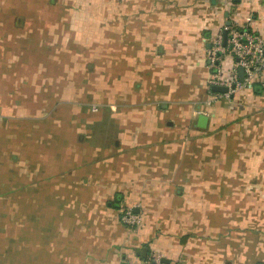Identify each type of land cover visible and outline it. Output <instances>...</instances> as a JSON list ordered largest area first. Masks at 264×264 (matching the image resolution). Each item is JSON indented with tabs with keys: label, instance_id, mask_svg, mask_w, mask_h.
Masks as SVG:
<instances>
[{
	"label": "crops",
	"instance_id": "crops-1",
	"mask_svg": "<svg viewBox=\"0 0 264 264\" xmlns=\"http://www.w3.org/2000/svg\"><path fill=\"white\" fill-rule=\"evenodd\" d=\"M228 22L264 36V0H0V264H264V81L209 84Z\"/></svg>",
	"mask_w": 264,
	"mask_h": 264
},
{
	"label": "built area",
	"instance_id": "built-area-1",
	"mask_svg": "<svg viewBox=\"0 0 264 264\" xmlns=\"http://www.w3.org/2000/svg\"><path fill=\"white\" fill-rule=\"evenodd\" d=\"M227 44L223 45V35L220 34L214 45V53L227 50L236 58V66L225 80L211 79V85H224L229 87L223 96L230 97L237 88L251 87L258 80L264 81V36L251 31L247 26L231 24L227 27ZM244 68V80L239 78L238 69ZM259 82V81H258ZM121 219L129 228H135L141 223V215L132 207L122 209ZM162 264L160 257L151 258L136 264Z\"/></svg>",
	"mask_w": 264,
	"mask_h": 264
},
{
	"label": "rangeland",
	"instance_id": "rangeland-1",
	"mask_svg": "<svg viewBox=\"0 0 264 264\" xmlns=\"http://www.w3.org/2000/svg\"><path fill=\"white\" fill-rule=\"evenodd\" d=\"M85 88H88V87L85 86ZM40 92H41V90H40ZM37 95L38 96H36V101H35L36 102V110L30 111V112H23V113H21V115L25 119L31 118V119L36 121V124H33L34 127L32 126L33 129L30 128L31 132L50 131L51 129L47 128L45 121L65 119L66 118L65 116L67 113L55 112L53 109H55L57 107L54 105V100H52L50 104H49V102L45 101V105H44L43 98H48V97L44 96L38 92H37ZM92 98L94 100L95 96L84 95V102L87 104H85L86 108L84 107V112H83L84 118H80V119L85 121V123H91L92 120L87 118V116L91 115V113H95V105L93 107V105H91L92 102H90ZM43 107H44V109H43ZM71 115H74V113H71ZM40 121H43L42 124H40ZM25 168L27 169L28 167H25ZM38 169L42 170V167L39 166ZM9 172H10V170H8V173ZM25 173H27V171ZM24 199L26 200V194H25Z\"/></svg>",
	"mask_w": 264,
	"mask_h": 264
},
{
	"label": "water",
	"instance_id": "water-1",
	"mask_svg": "<svg viewBox=\"0 0 264 264\" xmlns=\"http://www.w3.org/2000/svg\"><path fill=\"white\" fill-rule=\"evenodd\" d=\"M230 24L231 23L228 22V25ZM227 37H228V29H224L223 30V45L224 46L227 44ZM209 47H211V45H209ZM217 54L221 55V52L219 51ZM239 78L241 81L244 80V68L243 67H239ZM213 90L217 92L227 93L229 91V87L224 86V85H214ZM208 121H209V116L207 114L199 113L198 118H197V126L201 128H206L208 125Z\"/></svg>",
	"mask_w": 264,
	"mask_h": 264
},
{
	"label": "trees",
	"instance_id": "trees-1",
	"mask_svg": "<svg viewBox=\"0 0 264 264\" xmlns=\"http://www.w3.org/2000/svg\"><path fill=\"white\" fill-rule=\"evenodd\" d=\"M252 88L255 90V91H259L262 87L260 85V83L257 81V83H254Z\"/></svg>",
	"mask_w": 264,
	"mask_h": 264
}]
</instances>
